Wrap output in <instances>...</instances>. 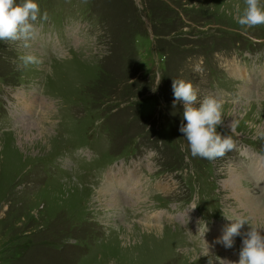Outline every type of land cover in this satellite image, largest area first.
Listing matches in <instances>:
<instances>
[{
	"label": "rangeland",
	"instance_id": "rangeland-1",
	"mask_svg": "<svg viewBox=\"0 0 264 264\" xmlns=\"http://www.w3.org/2000/svg\"><path fill=\"white\" fill-rule=\"evenodd\" d=\"M36 2L30 46L0 41V264L238 262L217 240L225 215L264 232V25L244 0ZM173 79L222 101L236 149L191 155Z\"/></svg>",
	"mask_w": 264,
	"mask_h": 264
},
{
	"label": "clouds",
	"instance_id": "clouds-1",
	"mask_svg": "<svg viewBox=\"0 0 264 264\" xmlns=\"http://www.w3.org/2000/svg\"><path fill=\"white\" fill-rule=\"evenodd\" d=\"M244 3L246 6L237 16V23L245 30L264 25V5L261 4V0H244ZM40 11L36 0H23L20 3L17 0H0V41H23V47H29L28 42L35 39L38 34L34 22L38 18L48 20V13L45 11L40 17ZM19 59L25 68L41 62L31 54L22 55ZM172 90L175 98L173 106L181 101L184 105L183 121L187 123L181 122L179 131L184 134L193 157L211 161L236 149L233 136L218 131V126L223 125L221 100L208 96L199 102V107L194 106L198 103L197 90L192 82L184 79H173ZM231 131L234 133L235 129ZM225 217L234 222L226 226L223 236L217 243L231 249L235 243L234 238L242 236L238 264H264V232L261 228L249 217L233 218L226 215ZM245 225L248 229L242 231ZM209 264H212L211 257Z\"/></svg>",
	"mask_w": 264,
	"mask_h": 264
},
{
	"label": "bare ground",
	"instance_id": "bare-ground-1",
	"mask_svg": "<svg viewBox=\"0 0 264 264\" xmlns=\"http://www.w3.org/2000/svg\"><path fill=\"white\" fill-rule=\"evenodd\" d=\"M234 62V61H233ZM236 64V63H235ZM235 64H232L233 66L231 67L234 71H238V69H239V67L237 66V65H235ZM241 70H239V72H240ZM245 76H247V75H245ZM246 79V78H245ZM33 103V102H32ZM32 107V106H31ZM130 177V176H129ZM132 177V176H131ZM131 177H130V179H131ZM119 178H120V176H119ZM124 177H121L118 181H117V184H119L121 181H124V179H123ZM116 179H118V178H116ZM123 179V180H122ZM127 179V178H126ZM131 181V180H130ZM122 183V182H121ZM134 183V182H133ZM126 189V188H125ZM129 188H127L126 190H128ZM109 190V189H108ZM113 191H117V189L115 190H113ZM106 192V191H105ZM120 191H117V193H119ZM123 192V191H122ZM121 192V193H122ZM126 192V191H125ZM102 193H104V192H102ZM108 192H106V194H107ZM115 194H116V192H114ZM121 193H119V194H121ZM106 194H105V196H106ZM123 194V193H122ZM133 195V194H132ZM116 198H118V197H116ZM113 201V206H116V205H118L119 204V202L117 201V200H112ZM264 218V217H263ZM264 220V219H263ZM264 222V221H263ZM233 262H236V261H233ZM232 262V263H233ZM231 264V263H230ZM237 264H238V262H237Z\"/></svg>",
	"mask_w": 264,
	"mask_h": 264
}]
</instances>
